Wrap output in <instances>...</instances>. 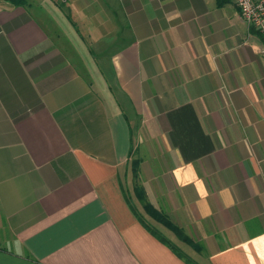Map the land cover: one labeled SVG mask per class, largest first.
Listing matches in <instances>:
<instances>
[{
	"label": "crops",
	"instance_id": "1",
	"mask_svg": "<svg viewBox=\"0 0 264 264\" xmlns=\"http://www.w3.org/2000/svg\"><path fill=\"white\" fill-rule=\"evenodd\" d=\"M0 264H264V37L233 0H0Z\"/></svg>",
	"mask_w": 264,
	"mask_h": 264
},
{
	"label": "trees",
	"instance_id": "2",
	"mask_svg": "<svg viewBox=\"0 0 264 264\" xmlns=\"http://www.w3.org/2000/svg\"><path fill=\"white\" fill-rule=\"evenodd\" d=\"M140 158H131L130 166L132 170V175L135 180L134 182V190L136 192L137 197L139 198L140 202L142 203L145 211L150 216L156 218L159 222L163 223L164 225L168 226L169 228H172L177 236L183 240V241H190L188 237L183 233L181 229H179L177 226H175L173 223H171L166 217L163 215V213L159 212L154 206L147 200L146 195L142 187L139 185L138 182V175H139V168H140ZM151 228L150 226H148Z\"/></svg>",
	"mask_w": 264,
	"mask_h": 264
},
{
	"label": "built area",
	"instance_id": "3",
	"mask_svg": "<svg viewBox=\"0 0 264 264\" xmlns=\"http://www.w3.org/2000/svg\"><path fill=\"white\" fill-rule=\"evenodd\" d=\"M242 18L264 37V0H233Z\"/></svg>",
	"mask_w": 264,
	"mask_h": 264
},
{
	"label": "rangeland",
	"instance_id": "4",
	"mask_svg": "<svg viewBox=\"0 0 264 264\" xmlns=\"http://www.w3.org/2000/svg\"><path fill=\"white\" fill-rule=\"evenodd\" d=\"M130 192H131V191H130ZM130 194L133 196L132 192H131ZM132 201H133L134 205L140 207V206L138 205V203L136 202V200H135L134 197H132ZM140 208H141V207H140ZM161 228H162V227H161ZM176 242H177V241H176Z\"/></svg>",
	"mask_w": 264,
	"mask_h": 264
}]
</instances>
